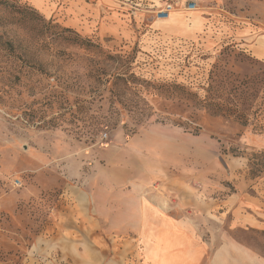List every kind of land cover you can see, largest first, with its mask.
<instances>
[{
    "label": "rangeland",
    "instance_id": "1",
    "mask_svg": "<svg viewBox=\"0 0 264 264\" xmlns=\"http://www.w3.org/2000/svg\"><path fill=\"white\" fill-rule=\"evenodd\" d=\"M247 179L264 0H0V264H142L139 196ZM204 226L264 259V232Z\"/></svg>",
    "mask_w": 264,
    "mask_h": 264
},
{
    "label": "crops",
    "instance_id": "2",
    "mask_svg": "<svg viewBox=\"0 0 264 264\" xmlns=\"http://www.w3.org/2000/svg\"><path fill=\"white\" fill-rule=\"evenodd\" d=\"M187 187L154 189L149 198L139 196L132 202L133 213L126 218L134 216L132 222L138 224L144 246L142 264H264L250 246L220 234L218 228L209 229L208 241L203 236L207 224L227 223L231 229L264 232V179H247V190L229 193L223 199L219 197L220 186L214 183ZM101 215H105L103 209ZM113 222L125 220L121 217ZM220 239L215 246L214 241Z\"/></svg>",
    "mask_w": 264,
    "mask_h": 264
},
{
    "label": "built area",
    "instance_id": "3",
    "mask_svg": "<svg viewBox=\"0 0 264 264\" xmlns=\"http://www.w3.org/2000/svg\"><path fill=\"white\" fill-rule=\"evenodd\" d=\"M172 10H173L172 4H167L165 9L163 11H161V13L163 14L162 19H167ZM188 10H192V9H188Z\"/></svg>",
    "mask_w": 264,
    "mask_h": 264
}]
</instances>
